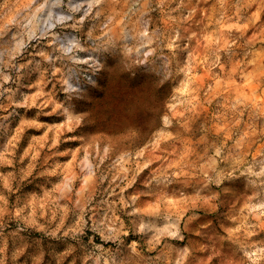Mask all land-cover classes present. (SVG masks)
Here are the masks:
<instances>
[{"label":"rangeland","instance_id":"rangeland-1","mask_svg":"<svg viewBox=\"0 0 264 264\" xmlns=\"http://www.w3.org/2000/svg\"><path fill=\"white\" fill-rule=\"evenodd\" d=\"M0 264H264V0H0Z\"/></svg>","mask_w":264,"mask_h":264}]
</instances>
